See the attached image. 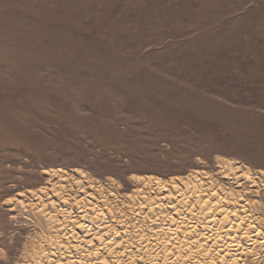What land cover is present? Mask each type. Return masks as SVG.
<instances>
[{"label":"rangeland","instance_id":"obj_1","mask_svg":"<svg viewBox=\"0 0 264 264\" xmlns=\"http://www.w3.org/2000/svg\"><path fill=\"white\" fill-rule=\"evenodd\" d=\"M0 264H264V0H0Z\"/></svg>","mask_w":264,"mask_h":264},{"label":"bare ground","instance_id":"obj_2","mask_svg":"<svg viewBox=\"0 0 264 264\" xmlns=\"http://www.w3.org/2000/svg\"><path fill=\"white\" fill-rule=\"evenodd\" d=\"M221 162H222V161H221ZM225 163H226V162H225ZM223 165H224V164H223ZM219 166H221V165H219ZM221 167H222V166H221ZM227 168H228V167H227ZM222 169H223V167H222ZM135 182H136V181H135ZM87 219H88V218H87ZM60 233H61V232H60ZM66 237H67V236H66ZM219 237H220V236H219ZM59 238H60V237H59ZM59 238H58V239H59ZM215 238H216V237H215ZM109 239H110V238H109ZM219 239H220V238H219ZM219 239H218V242L221 241V240H219ZM247 239H248V238H247ZM247 239H245V241H246ZM214 240H215V239H214ZM248 240H249V239H248ZM210 241H211V240H210ZM222 241L225 242V240H222ZM228 241H229L230 243H238L237 240H235V239H229ZM251 241H253V240L251 239ZM224 242H223V243H224ZM226 242H227V241H226ZM247 242H248V241H247ZM262 242H263V241H262ZM213 243H214V242H213ZM216 243H217V242H216ZM225 244H226V243H225ZM239 244H240V242H239ZM249 244H252V242L249 243ZM249 244H248V245H249ZM230 245H231V244H230ZM235 245L237 246V244H235ZM253 245H254V244H253ZM224 246H225V245H224ZM226 246H227V244H226ZM232 246H233V245H232Z\"/></svg>","mask_w":264,"mask_h":264}]
</instances>
